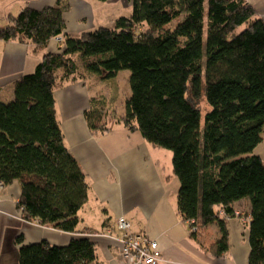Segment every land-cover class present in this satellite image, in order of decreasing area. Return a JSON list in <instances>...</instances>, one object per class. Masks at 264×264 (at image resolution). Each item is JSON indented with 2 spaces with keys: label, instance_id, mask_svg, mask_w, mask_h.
Masks as SVG:
<instances>
[{
  "label": "trees",
  "instance_id": "16d2710c",
  "mask_svg": "<svg viewBox=\"0 0 264 264\" xmlns=\"http://www.w3.org/2000/svg\"><path fill=\"white\" fill-rule=\"evenodd\" d=\"M128 1L129 16L77 37L64 33L63 0L6 16L0 40L37 49L53 37L64 39L58 52L42 55L34 71L14 83L11 99L0 100V183L18 182L23 219L75 231L88 184L63 144L53 90L79 71L108 79L129 69L131 93L120 122L171 151L180 182L177 211L195 228L192 237L216 222L220 235L205 251L224 254L228 232L219 211L234 216V202L248 199V264H264V163L252 153L264 136V20L246 0H207L206 9L204 0ZM203 89L209 109L202 123ZM89 114L90 129L107 130ZM16 243L17 264L96 260L87 236H73L65 246L23 244L20 236Z\"/></svg>",
  "mask_w": 264,
  "mask_h": 264
},
{
  "label": "crops",
  "instance_id": "0c3cea01",
  "mask_svg": "<svg viewBox=\"0 0 264 264\" xmlns=\"http://www.w3.org/2000/svg\"><path fill=\"white\" fill-rule=\"evenodd\" d=\"M56 1L0 0V27L8 23L7 15H16L24 6L42 9L54 6ZM63 1L68 4L63 13L64 33L71 37L114 19L111 14L109 18L98 17L99 0ZM246 1L264 20V0ZM126 2L129 8L130 2ZM59 46L54 37L42 49L27 41H0V100L11 99H6L5 94L13 96L14 83L32 73L44 53L58 52ZM117 74L108 79L101 77L108 82ZM77 76L80 75L54 87V104L59 107L58 114L55 105L63 143L84 174L96 202L91 204V196L87 197L80 210L81 218L77 212L76 230L62 231L23 219L18 207L21 194L18 182L0 184V264H17L19 236L23 244L44 240L57 246H65L73 236H87L95 245L96 260L91 264H127L120 255V232L115 227L118 217L129 222L130 230L145 232L157 241L162 254L159 264H248L249 200L234 202V216L219 211L228 232V249L221 255L206 252L205 247L220 235L218 224L202 226L199 234L192 237L189 223L177 211L180 182L172 169V154L159 151L162 148L147 142L138 130H129L121 124V115L116 116L113 127L111 124L106 131H97V136L86 120L94 95L85 76ZM252 153L264 163V136Z\"/></svg>",
  "mask_w": 264,
  "mask_h": 264
},
{
  "label": "rangeland",
  "instance_id": "374dc122",
  "mask_svg": "<svg viewBox=\"0 0 264 264\" xmlns=\"http://www.w3.org/2000/svg\"><path fill=\"white\" fill-rule=\"evenodd\" d=\"M97 4L99 6V9L97 10L99 18L104 17L105 15L106 17L109 18L110 17L109 14L113 15V18H114L112 22H109V21L101 22L98 26H110L111 27L116 17L118 18L119 16H129L131 13V5L129 8H127L126 0H112L111 3L110 2L106 3L105 1L99 0ZM206 4H207V0H204L205 9H206ZM174 23L175 21L171 25H174ZM245 26H246L245 23L239 25L235 29L234 32L236 33L240 32ZM63 39H64L63 36H58L55 38V41H61V40L63 41ZM58 50H60V48ZM204 56H205V53L203 52V56H202L203 59H204ZM73 57L74 59L77 60V54H74ZM204 69L205 68L203 66V71ZM79 72L81 76H77V77L85 76L84 78L86 80V85L87 87H90L91 93L94 95V100L92 99L90 107L88 108V114L92 110H97L98 111L97 115L102 114V117H98V116H95V112L92 111V113L88 115L89 119L93 120L96 117L98 125L102 124L106 128H109L108 126L112 124L111 127H113L114 122H115L114 119L116 118V116L123 115L125 99L131 93L129 80H128L129 75H130V70L129 69L120 70L117 74V77L115 79L113 78V80H110L108 82H104L99 73H87L86 71H79ZM5 97L6 99L11 98L12 95L5 94ZM55 105L56 107H58V103H56ZM200 105H201V120L203 123L204 113L209 109V106L205 100L204 89L202 92V99L200 101ZM58 114H59V107H58ZM119 121H120V118H119ZM121 124L123 123L121 122ZM97 131L99 132L100 130H97ZM97 131H96V135L98 136L99 133ZM159 151L166 152L169 156L171 153L170 150H167L164 148L159 149ZM87 195H88L87 197L91 196L90 198L91 204H95L96 199L94 198L92 191L90 192V190H88ZM80 210L82 211V209L80 208L78 211L79 218H81L82 216V212ZM85 211L87 213V209H85ZM200 229L202 228L200 227Z\"/></svg>",
  "mask_w": 264,
  "mask_h": 264
},
{
  "label": "built area",
  "instance_id": "2783aa9c",
  "mask_svg": "<svg viewBox=\"0 0 264 264\" xmlns=\"http://www.w3.org/2000/svg\"><path fill=\"white\" fill-rule=\"evenodd\" d=\"M115 227L120 232V255L127 264H159L162 254L156 240L144 232L131 231L124 217L116 218Z\"/></svg>",
  "mask_w": 264,
  "mask_h": 264
},
{
  "label": "bare ground",
  "instance_id": "6f19581e",
  "mask_svg": "<svg viewBox=\"0 0 264 264\" xmlns=\"http://www.w3.org/2000/svg\"><path fill=\"white\" fill-rule=\"evenodd\" d=\"M56 37H58V36H56ZM56 37H54V38H56ZM0 41H4V40H0ZM58 44H60V48L62 47V45H63V41L61 40V41H56ZM64 144V143H63ZM64 146H65V144H64ZM65 148H66V146H65ZM67 149V151H68V148H66ZM189 225V228H190V231H195V228L194 227H191L190 226V224H188ZM132 231V230H131ZM145 233V232H144ZM146 234V233H145Z\"/></svg>",
  "mask_w": 264,
  "mask_h": 264
}]
</instances>
